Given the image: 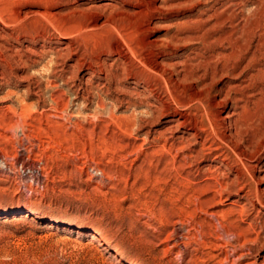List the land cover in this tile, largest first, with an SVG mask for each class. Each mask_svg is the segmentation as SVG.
Segmentation results:
<instances>
[{
    "label": "rangeland",
    "instance_id": "1",
    "mask_svg": "<svg viewBox=\"0 0 264 264\" xmlns=\"http://www.w3.org/2000/svg\"><path fill=\"white\" fill-rule=\"evenodd\" d=\"M171 1L186 3L152 18L133 8L142 0H0V264H264L260 205L243 211L242 200L202 189L195 209L185 202L190 195L178 202L152 192L134 173L141 136L108 121L113 112L118 125L131 127L144 108L115 110L96 90H87L91 103L81 99L82 85L97 83L87 79L88 64L99 56L111 63L105 53L119 33L142 48L165 42L186 18L224 9L215 0ZM247 1L244 14L261 0ZM89 6L97 9L76 11ZM21 45L38 58L17 55ZM186 45L173 57L187 56L193 45ZM75 59L81 65L73 70ZM99 95L105 109L97 118ZM250 176L260 182L248 189L263 198V168Z\"/></svg>",
    "mask_w": 264,
    "mask_h": 264
},
{
    "label": "bare ground",
    "instance_id": "2",
    "mask_svg": "<svg viewBox=\"0 0 264 264\" xmlns=\"http://www.w3.org/2000/svg\"><path fill=\"white\" fill-rule=\"evenodd\" d=\"M142 1L143 5L133 8L150 12L152 18L186 3L152 0L154 4L147 7V0ZM215 1L224 8L221 14L186 18L178 25V33L168 35L165 42L139 48L119 33L118 41L105 53L111 63L100 56L87 63V79L97 83L91 87L85 82L81 99L91 103L88 91L96 90L115 110L144 108L143 113L129 118L132 126L123 125L124 129L113 112L107 117L121 133L141 136L142 145L134 154V163H139L134 173L137 181L149 182L152 192L168 191L179 197L178 202L190 195L185 200L188 207L200 209L204 201L198 192L205 189L216 198L242 200L243 211L253 202L264 210V197L256 188L254 192L248 189L249 181L260 182V177L250 176V172L263 168L264 173V92L260 88L264 85V4L263 0L252 3L255 10L244 14L247 0ZM85 9L76 11L97 7ZM188 26L193 29L180 30ZM5 36L0 35V40H6ZM188 43L193 45L189 54L174 58L173 51L185 50ZM28 47L21 45L17 55L28 53L38 58V50ZM75 62L73 70L81 65L80 60ZM140 85L141 90L134 87ZM100 95L93 116L97 118L105 109ZM190 197L194 198L191 202Z\"/></svg>",
    "mask_w": 264,
    "mask_h": 264
}]
</instances>
